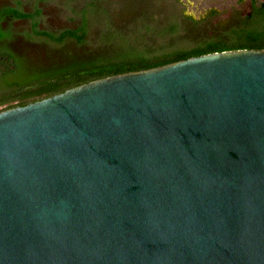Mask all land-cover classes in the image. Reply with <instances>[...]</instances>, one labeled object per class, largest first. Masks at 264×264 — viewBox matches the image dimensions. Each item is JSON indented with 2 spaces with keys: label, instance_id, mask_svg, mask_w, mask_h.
<instances>
[{
  "label": "water",
  "instance_id": "95a60500",
  "mask_svg": "<svg viewBox=\"0 0 264 264\" xmlns=\"http://www.w3.org/2000/svg\"><path fill=\"white\" fill-rule=\"evenodd\" d=\"M0 264H264V48L1 110Z\"/></svg>",
  "mask_w": 264,
  "mask_h": 264
},
{
  "label": "trees",
  "instance_id": "16d2710c",
  "mask_svg": "<svg viewBox=\"0 0 264 264\" xmlns=\"http://www.w3.org/2000/svg\"><path fill=\"white\" fill-rule=\"evenodd\" d=\"M19 4V3H18ZM40 8L26 11L19 6L0 7V43L14 38L10 27H3L9 20H30L31 33L26 36L42 37L62 45L66 40L83 44L88 33L86 21L76 28L58 32L39 28ZM191 18V17H190ZM176 25L168 31L156 32V44L140 49L113 45L98 56L77 57L59 51L58 57L42 64L28 65L19 56L0 46V108H12L49 97L77 85L127 71L147 69L173 61L187 59L216 51L264 48V1L251 0L247 13L234 17L228 25H221L211 37H199L192 46H185L184 39L175 35ZM173 32V33H172ZM175 32V33H174ZM142 37V36H141ZM150 35V41L153 40ZM138 39V38H137ZM141 39V38H139Z\"/></svg>",
  "mask_w": 264,
  "mask_h": 264
},
{
  "label": "rangeland",
  "instance_id": "374dc122",
  "mask_svg": "<svg viewBox=\"0 0 264 264\" xmlns=\"http://www.w3.org/2000/svg\"><path fill=\"white\" fill-rule=\"evenodd\" d=\"M250 3L251 0H0V7L19 6L26 11L40 8L39 28L58 32L86 21L88 29L83 44L69 39L58 45L42 37L28 38L30 20L6 19L3 27L9 26L15 35L0 46L23 55L28 65H40L58 57L59 51L91 57L117 44L122 48H149L150 42L156 44L160 39L153 37L156 32H169L173 25L177 27L175 35L184 39V45L192 46L199 37L213 36L221 25L247 13Z\"/></svg>",
  "mask_w": 264,
  "mask_h": 264
}]
</instances>
